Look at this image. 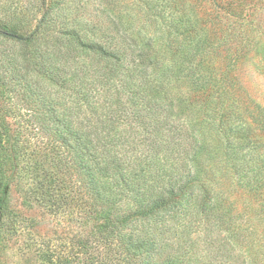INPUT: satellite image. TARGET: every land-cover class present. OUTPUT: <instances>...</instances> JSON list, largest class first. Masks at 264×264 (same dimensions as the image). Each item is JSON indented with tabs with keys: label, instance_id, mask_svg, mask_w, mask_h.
Segmentation results:
<instances>
[{
	"label": "trees",
	"instance_id": "16d2710c",
	"mask_svg": "<svg viewBox=\"0 0 264 264\" xmlns=\"http://www.w3.org/2000/svg\"><path fill=\"white\" fill-rule=\"evenodd\" d=\"M50 11L41 0V16L25 32L0 17V37L23 49L21 60L72 90L63 117L48 109L57 115L46 127L68 152V162L57 155L69 183L53 179L58 189L42 192L50 213L72 218V233L65 250L41 243L42 264H264V108L230 93L202 59L166 61L149 40L118 28L97 39L67 30L65 50L38 63ZM8 115L0 109V242L22 157ZM219 166L257 203L254 229L217 188Z\"/></svg>",
	"mask_w": 264,
	"mask_h": 264
},
{
	"label": "rangeland",
	"instance_id": "374dc122",
	"mask_svg": "<svg viewBox=\"0 0 264 264\" xmlns=\"http://www.w3.org/2000/svg\"><path fill=\"white\" fill-rule=\"evenodd\" d=\"M48 4L52 20L35 45L41 53L35 57L38 63L56 47L65 50L60 40L67 30H81L97 39L118 28L128 39L141 44L149 40L166 61L202 59L218 81H226L230 93L243 96L246 105L255 101L264 108V0H48ZM40 16L41 0H0V17L24 32L32 30ZM20 52L23 49L16 43L0 37V91H4L0 109H7V121L22 149L20 170L10 186L11 214L3 227L0 264H42L41 243L52 240L54 247L62 245L65 250L72 233V218L50 213L49 197L42 196L50 187L58 189L49 184L53 179L69 183L70 176L58 168L57 155L62 152L68 162V152L46 127L55 126L56 115L63 117L72 105V90L39 77L37 63L31 59L32 64H25ZM232 73L238 79L235 87L229 84ZM51 107L57 110L55 117ZM215 175L226 204L237 214L251 216L254 229L257 217L252 208L257 203L238 185V175L221 166ZM73 225L80 231L82 220ZM59 235L63 239L58 241Z\"/></svg>",
	"mask_w": 264,
	"mask_h": 264
}]
</instances>
